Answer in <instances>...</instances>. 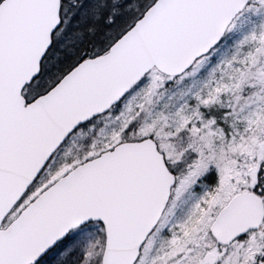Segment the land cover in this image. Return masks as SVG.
Here are the masks:
<instances>
[{"label": "snow or ice", "instance_id": "1", "mask_svg": "<svg viewBox=\"0 0 264 264\" xmlns=\"http://www.w3.org/2000/svg\"><path fill=\"white\" fill-rule=\"evenodd\" d=\"M0 264H264V0H0Z\"/></svg>", "mask_w": 264, "mask_h": 264}]
</instances>
